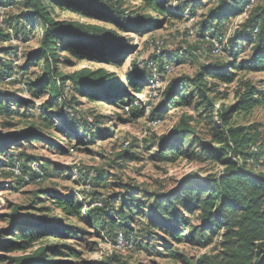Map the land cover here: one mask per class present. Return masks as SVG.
Segmentation results:
<instances>
[{"label":"rangeland","instance_id":"1","mask_svg":"<svg viewBox=\"0 0 264 264\" xmlns=\"http://www.w3.org/2000/svg\"><path fill=\"white\" fill-rule=\"evenodd\" d=\"M108 1L119 2L121 11L159 20L157 15L146 11L139 0ZM186 1L189 0H170L168 7ZM190 1H196L192 16L186 10L181 19H167L158 28H144L142 33L120 29L110 21H89L77 11L64 10L62 6L53 8L52 17L55 20L97 25L116 40L122 39L133 47L132 52L124 55L116 67L84 62L70 51H58L57 68L61 75H70L83 68H103L115 74L127 89L128 72L133 65L141 68L144 63L152 61L158 70L163 69L160 77L154 81L151 78L155 70L147 69L145 72L149 82L145 84L144 95L137 97L144 108L141 118H136L119 106L95 103L70 92L69 104L78 121L68 120L69 124L78 123L76 129L79 130L83 126V118L90 123L98 119L101 123L100 136H83L81 130H76V134L74 130H67L57 118L58 108L53 105L49 95L34 88L33 83L40 77L42 67L29 62L28 55L39 47L40 32L37 29L42 27L41 24H31L23 18V0H0V94L11 105V113L0 117V134L27 129L36 134L33 139L20 140L8 149H0L1 238L20 241V236L26 232L40 231L32 224L18 222L16 210L19 215L44 217L50 221L64 217L57 209L50 212L42 210L50 209L43 196L47 190L63 198L74 197L85 205L101 201L107 203L109 208L116 209L123 195L127 198L133 196L147 205L155 195L174 194L177 189L187 185V178H218L225 172L223 160L226 158L241 166L242 159L235 158L226 148V143L218 139V135L223 133L217 116L206 110L204 101L196 93L189 106L171 107L172 101L164 92L185 81V78H194L201 69H212L231 62L232 47L228 39L242 31L254 9L264 5V0H250L242 15L216 27L218 33L224 34L219 56L212 54L209 36L202 37L199 29L208 11L216 7L217 0ZM233 43L243 46L236 62L247 60L251 48L237 40ZM206 81L212 83L210 79ZM239 81H250L256 85L263 83L264 74L242 72ZM236 89L237 84H218L216 92L208 95L214 109L230 106ZM192 92L190 90V94ZM199 103L204 104L200 107L197 106ZM42 107L47 109V116H42ZM183 118L188 119L192 131L179 142L173 141L171 130L181 124ZM230 125L240 130L241 134H249L251 139L254 127L253 132L260 134L258 141L264 139V108H257L249 115L235 114ZM178 145L181 148L178 157L161 155L165 149ZM252 146L251 142L249 150ZM219 149H224L226 157L218 156ZM14 169L19 170V175L14 174ZM259 171L264 174V169ZM179 213L184 214L182 210ZM132 219L125 230L118 225L114 229L107 226L104 231H97L91 225L76 220H66L68 227L80 229L83 234L67 238L69 234L66 233L69 232H65L64 238L40 237L25 252H9L0 247V256L5 261L2 264H12L13 259L52 244L67 245L78 253L75 258H66L71 264H198L202 257L219 263L224 261L225 253L231 249L226 244L224 232L211 237L207 244L198 240L192 243L185 239L174 241L164 230L151 227L147 215L142 216L138 212ZM199 226L197 215L192 216L191 227L199 230ZM177 227L181 235L189 231L185 227ZM9 233L12 236H8ZM4 244L5 241L0 242V245ZM53 260L60 261V258Z\"/></svg>","mask_w":264,"mask_h":264},{"label":"trees","instance_id":"2","mask_svg":"<svg viewBox=\"0 0 264 264\" xmlns=\"http://www.w3.org/2000/svg\"><path fill=\"white\" fill-rule=\"evenodd\" d=\"M139 1L143 2L146 11L157 15L159 20L148 15L138 16L130 11H121L119 2L111 3L108 0H23L25 10L23 18L29 20L31 24L40 23L42 26L37 29L40 32L39 47L28 55L29 62L42 67L40 77L33 83L34 88L49 95L53 105L58 108L57 118L67 130H74V134L81 130L83 136L89 134L100 136L102 128L98 119L90 123L87 118H83V126L79 130L76 129L78 123L69 124L68 120L78 121L69 104L70 92L95 103L116 105L122 110L127 107L129 114L141 118L144 108L140 106L137 97L144 95L145 84L149 82L145 72L147 69H154L155 75L151 78L154 81L160 77L163 69L158 70L152 61L144 63V68L133 65L128 72L127 89L116 79L115 74L108 73L103 68H83L70 75H61L57 68L58 51H70L81 57L84 62L116 67L120 65L124 55L132 52L133 47H129L122 39L116 40L113 35L97 25L55 20L52 17L53 8L62 6L64 10L68 8L69 11H77L89 21L93 19L110 21L120 29L142 33L144 28H158L167 19H181L182 13L186 10L192 16L196 4V1L189 0L175 7H168L170 0ZM249 1L217 0L216 7L210 9L200 23L201 36H209V39L223 38L224 34L218 33L216 27L242 15ZM234 40L251 48V55L247 60L236 62V57L241 53L243 46L233 43ZM228 42L232 47L231 62L226 63L227 65H217L212 69H201L194 78H185V81L169 87L164 93L172 101L171 107L189 106L193 94L196 93L205 103H199L197 106L204 104L206 110L211 111V115L217 116L219 128L223 133L218 135V139L226 143V148L231 150L235 158L242 159L241 166L226 158L223 160L226 165L225 172L218 178H187V185L177 189L174 194L155 195L147 205L133 196L127 198L123 195L119 198L116 209L109 208L107 203L101 201H92L85 205L83 201H77L74 197L63 198L58 193L47 190L43 196L50 209H41L47 212L57 209L64 217L50 221L44 217L19 215L16 210L18 222L32 224L40 231H28L20 236V241L0 237V242L5 241L0 247L9 252H25L40 237L64 238L65 232H69L66 233L69 234L67 238L82 235V230L65 224L69 219L87 226L91 225L97 231H104L107 226L114 229L118 225L125 230L127 224L132 223V216L139 212L142 216L147 215L151 227L164 230L174 241L185 239L192 243L198 240L207 244L211 237L224 232L226 244L231 248L225 253L224 261L218 263L202 257L198 264H264V174L259 171L264 169V139L258 141L260 134L253 132L254 127L251 139L249 134H241L240 130L229 126L235 114L249 115L257 108H264V81L256 85L250 81H239V74L242 72L264 74V5L254 9L242 31L229 38ZM206 79H210L212 83H208ZM218 84L225 86L237 84V89L233 103L225 109L216 110L208 95L216 92ZM190 90H193L191 94ZM10 110V101L0 94V117L11 113ZM46 111L45 107L40 109L42 116H47ZM191 131L188 119L183 118L181 124L171 130L170 136L174 137L173 141L179 142ZM34 136L36 134L31 129L0 134V149L4 147L8 149L17 141L33 139ZM251 142L253 146L249 150ZM180 150V145L170 147L161 155L178 157L181 154ZM218 153H216L218 156L226 157L224 149H219ZM179 210L184 214H180ZM194 215H197L199 230L191 227V217ZM177 226L187 228L188 233L181 235ZM8 236H12L11 233ZM126 241L129 239L126 238ZM76 256L78 253L69 246L52 244L41 246L31 254L13 259L12 264H71L66 258ZM54 258H60V261L53 260ZM4 262V258L0 256V264Z\"/></svg>","mask_w":264,"mask_h":264},{"label":"built area","instance_id":"3","mask_svg":"<svg viewBox=\"0 0 264 264\" xmlns=\"http://www.w3.org/2000/svg\"><path fill=\"white\" fill-rule=\"evenodd\" d=\"M209 40L211 41V44H212V51H211L212 54L215 55V56H219L220 50H221V46L220 45H221V42H222L223 38L220 37L218 39H209ZM167 70L169 71V68H167ZM136 104H137V102L135 103V105ZM125 110L127 112L129 111V109L127 107L125 108ZM254 150L256 151V149H254ZM13 171H14V174L19 175V170L18 169H14ZM122 242H124V241H122Z\"/></svg>","mask_w":264,"mask_h":264}]
</instances>
